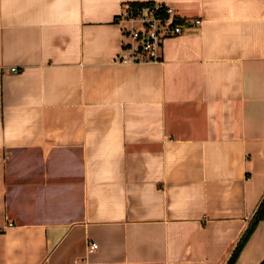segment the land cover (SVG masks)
Instances as JSON below:
<instances>
[{
    "label": "crops",
    "instance_id": "1",
    "mask_svg": "<svg viewBox=\"0 0 264 264\" xmlns=\"http://www.w3.org/2000/svg\"><path fill=\"white\" fill-rule=\"evenodd\" d=\"M151 1L0 0V264H225L252 220L264 0H157L182 32L120 62ZM261 254L264 220L234 264Z\"/></svg>",
    "mask_w": 264,
    "mask_h": 264
},
{
    "label": "built area",
    "instance_id": "2",
    "mask_svg": "<svg viewBox=\"0 0 264 264\" xmlns=\"http://www.w3.org/2000/svg\"><path fill=\"white\" fill-rule=\"evenodd\" d=\"M178 10L161 1L125 4L116 17L121 28V54L118 60L126 63L159 60L163 40L182 32L183 24ZM200 20L196 19L198 23ZM12 66V70H16ZM98 246L96 241L89 249Z\"/></svg>",
    "mask_w": 264,
    "mask_h": 264
},
{
    "label": "trees",
    "instance_id": "3",
    "mask_svg": "<svg viewBox=\"0 0 264 264\" xmlns=\"http://www.w3.org/2000/svg\"><path fill=\"white\" fill-rule=\"evenodd\" d=\"M261 200L262 201L258 205L256 211L254 212V215L252 216L253 217L252 220L250 221V223L248 224V226L244 230L239 241L235 245L231 256L229 257V259L227 260V262L225 264H234L235 263V261L237 260L239 254L242 250V247L244 246L246 241L251 236V234H252L256 224L258 223V221L264 220V196ZM258 264H264V258Z\"/></svg>",
    "mask_w": 264,
    "mask_h": 264
},
{
    "label": "rangeland",
    "instance_id": "4",
    "mask_svg": "<svg viewBox=\"0 0 264 264\" xmlns=\"http://www.w3.org/2000/svg\"><path fill=\"white\" fill-rule=\"evenodd\" d=\"M263 255L264 254L259 255V256L255 257V259L249 258L247 260L246 264H257V262L263 257Z\"/></svg>",
    "mask_w": 264,
    "mask_h": 264
},
{
    "label": "flooded vegetation",
    "instance_id": "5",
    "mask_svg": "<svg viewBox=\"0 0 264 264\" xmlns=\"http://www.w3.org/2000/svg\"><path fill=\"white\" fill-rule=\"evenodd\" d=\"M263 258H264V255H263V257L257 262V264H258Z\"/></svg>",
    "mask_w": 264,
    "mask_h": 264
}]
</instances>
